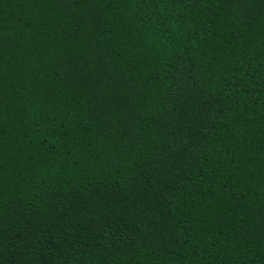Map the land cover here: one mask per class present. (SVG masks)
I'll list each match as a JSON object with an SVG mask.
<instances>
[{
	"label": "trees",
	"instance_id": "16d2710c",
	"mask_svg": "<svg viewBox=\"0 0 264 264\" xmlns=\"http://www.w3.org/2000/svg\"><path fill=\"white\" fill-rule=\"evenodd\" d=\"M0 264H264V0H0Z\"/></svg>",
	"mask_w": 264,
	"mask_h": 264
}]
</instances>
